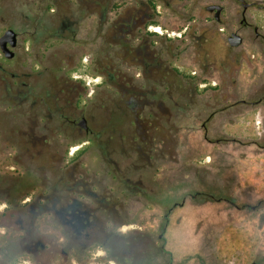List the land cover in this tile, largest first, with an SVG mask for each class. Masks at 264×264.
I'll list each match as a JSON object with an SVG mask.
<instances>
[{"label": "rangeland", "instance_id": "rangeland-1", "mask_svg": "<svg viewBox=\"0 0 264 264\" xmlns=\"http://www.w3.org/2000/svg\"><path fill=\"white\" fill-rule=\"evenodd\" d=\"M153 1L166 37L154 45L183 51L168 60L181 77L139 78L155 93L129 103L101 71L116 60L114 11L133 0H104L102 23L80 0H0V35L17 33L14 56L0 50V264H264V39L248 38L215 70L194 60L187 32L172 38L209 24L198 13L209 0H188L181 18ZM61 77L82 83L59 102L63 115ZM137 114L159 125L141 133ZM81 116L90 133L64 121ZM33 121L50 143L40 158L18 132ZM74 164L116 203L90 219L87 237L31 207Z\"/></svg>", "mask_w": 264, "mask_h": 264}, {"label": "flooded vegetation", "instance_id": "flooded-vegetation-1", "mask_svg": "<svg viewBox=\"0 0 264 264\" xmlns=\"http://www.w3.org/2000/svg\"><path fill=\"white\" fill-rule=\"evenodd\" d=\"M159 1L169 13L180 18L184 6L188 2V0L185 2L182 0ZM197 1L193 0L192 3H197ZM252 1L255 0H209L207 3H203L198 11L199 16L204 20H207L206 17L209 18V24L197 26L196 23H193L190 27L185 26L178 33V37L173 35L172 38H181L182 33L187 32L191 38H194V60L204 66H212L215 70H221L230 64L233 48L245 44L248 38L252 39V44L257 39H264L263 24H261V19H256V12L264 11V5L251 4ZM80 2L86 4L87 7H97L99 9L98 20L101 23L107 18L104 0H80ZM216 6L220 7L218 13H216ZM156 7L153 0H133L132 3L123 7H116L114 11L109 34L112 35V41L116 46L114 51L116 60L114 63H109L107 65L109 69L102 70L101 74L106 79L114 81V86L122 94L130 95L129 103L147 93H155L152 89L138 87L136 82L139 78L154 79L156 82L163 83L170 75L175 74L181 77L178 67L171 65L168 60L170 57H178L183 51H169L168 45L163 46V42L160 47L154 45L157 41L153 39V36L161 37L162 40L166 39V37H162L163 32L161 30L157 32V28L154 27L158 25L155 16L160 12ZM70 24L71 22L63 20L61 29ZM233 33L241 37V43L238 46H233L230 42L233 39ZM262 45L264 47V41ZM72 77L76 78L74 75ZM72 77H61V82L55 84L58 93L55 97L54 111L59 115L64 114L65 108L59 105V102L66 101L68 98L66 94L82 84L80 79H70ZM73 81H76L75 84ZM143 107L145 106H142V109ZM158 107L161 110H167L163 108L161 102L158 103ZM82 117L84 116L78 120L64 119V121L69 120L79 131L90 133L91 129L87 123L86 128H81L78 125V121ZM135 123L141 133L145 132L149 126L159 125L141 114L135 115ZM37 127L38 122L33 121L28 128L18 130L21 136L20 141L25 147L37 148L32 154L33 158H40L44 154L42 148H50L47 135L40 134ZM58 160L60 161L61 158ZM77 167V164L72 165L68 171V178L65 181L62 180L63 182L59 178L57 182L59 186L55 185L49 194H39L31 207L37 213L53 212L60 222L72 231L80 234L86 230L84 234L87 237L89 236L87 229L96 225L95 221L90 219L96 216L97 211L115 210L116 203L110 202L105 193L100 194L92 189V185L101 184L100 180L95 179L89 182L86 174ZM60 191H65V194H61ZM71 192L85 195L92 201L91 206L85 205L78 198H73L70 195Z\"/></svg>", "mask_w": 264, "mask_h": 264}, {"label": "water", "instance_id": "water-1", "mask_svg": "<svg viewBox=\"0 0 264 264\" xmlns=\"http://www.w3.org/2000/svg\"><path fill=\"white\" fill-rule=\"evenodd\" d=\"M263 4L264 5V0H255L252 1L251 4ZM215 7V6H214ZM212 7V8H214ZM217 7V12H219L220 7ZM211 8V7H210ZM233 39L230 41L231 44L233 46H238L241 43V37L236 34L233 33ZM17 45V33L14 29L12 28H6L3 33L0 35V50L3 54V56L7 59H10L14 56V50L13 48ZM78 125L81 128H86V118L82 117L79 121H78Z\"/></svg>", "mask_w": 264, "mask_h": 264}, {"label": "snow or ice", "instance_id": "snow-or-ice-1", "mask_svg": "<svg viewBox=\"0 0 264 264\" xmlns=\"http://www.w3.org/2000/svg\"><path fill=\"white\" fill-rule=\"evenodd\" d=\"M156 31H157V32H159V31H160V29H159V28H157V29H156ZM74 151H75V149H74Z\"/></svg>", "mask_w": 264, "mask_h": 264}, {"label": "trees", "instance_id": "trees-1", "mask_svg": "<svg viewBox=\"0 0 264 264\" xmlns=\"http://www.w3.org/2000/svg\"><path fill=\"white\" fill-rule=\"evenodd\" d=\"M81 152V151H78V153Z\"/></svg>", "mask_w": 264, "mask_h": 264}]
</instances>
